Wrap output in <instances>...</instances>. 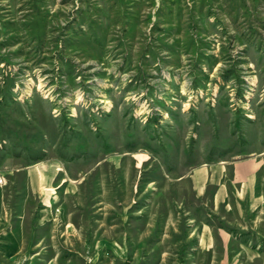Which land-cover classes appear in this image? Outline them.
I'll list each match as a JSON object with an SVG mask.
<instances>
[{"label":"rangeland","instance_id":"rangeland-1","mask_svg":"<svg viewBox=\"0 0 264 264\" xmlns=\"http://www.w3.org/2000/svg\"><path fill=\"white\" fill-rule=\"evenodd\" d=\"M263 149L264 0H0V264H264Z\"/></svg>","mask_w":264,"mask_h":264},{"label":"crops","instance_id":"crops-1","mask_svg":"<svg viewBox=\"0 0 264 264\" xmlns=\"http://www.w3.org/2000/svg\"><path fill=\"white\" fill-rule=\"evenodd\" d=\"M57 171L55 161H48L36 168L31 183L41 193H47ZM190 178L193 189L199 195H204L208 189L213 190L217 203L223 202L228 196L229 181L236 188L239 198L246 200L249 209H264V149L232 161L199 166L191 172Z\"/></svg>","mask_w":264,"mask_h":264},{"label":"built area","instance_id":"built-area-1","mask_svg":"<svg viewBox=\"0 0 264 264\" xmlns=\"http://www.w3.org/2000/svg\"><path fill=\"white\" fill-rule=\"evenodd\" d=\"M0 182H1V178H0Z\"/></svg>","mask_w":264,"mask_h":264}]
</instances>
